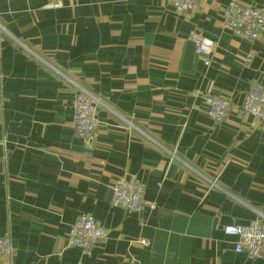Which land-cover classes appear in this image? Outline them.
Instances as JSON below:
<instances>
[{
	"label": "crops",
	"instance_id": "obj_1",
	"mask_svg": "<svg viewBox=\"0 0 264 264\" xmlns=\"http://www.w3.org/2000/svg\"><path fill=\"white\" fill-rule=\"evenodd\" d=\"M228 1L0 0V264H264L223 233L264 214V119L239 112L264 86V30L225 31ZM79 89L99 101L92 145L73 135ZM120 180L153 208L113 207ZM81 215L105 230L89 255L67 245Z\"/></svg>",
	"mask_w": 264,
	"mask_h": 264
},
{
	"label": "built area",
	"instance_id": "obj_2",
	"mask_svg": "<svg viewBox=\"0 0 264 264\" xmlns=\"http://www.w3.org/2000/svg\"><path fill=\"white\" fill-rule=\"evenodd\" d=\"M15 1V0H9ZM77 1V0H73ZM203 0H170L176 13L196 10ZM219 16L223 29L229 33L256 40L264 30V11L256 7L246 6L241 0H229ZM200 40L195 39L196 54H201L198 46ZM249 61V58H246ZM204 64L210 60L204 59ZM206 115L214 122L225 119L230 109L227 99L209 96L205 100ZM99 101L84 89H79L74 101L73 135L84 143L92 145L96 139L97 107ZM240 114L254 119H264V86L254 84L247 93ZM213 184V183H212ZM144 187L130 180H120L111 186V205L128 212L139 214L144 207L153 208V204L144 199ZM226 236L236 239L234 251L251 259L264 257V214L259 213L258 219L248 225H228L223 228ZM105 237V230L90 215H81L70 227L67 245L79 249L89 255L94 246ZM14 248L8 236L0 237V259L11 258Z\"/></svg>",
	"mask_w": 264,
	"mask_h": 264
},
{
	"label": "water",
	"instance_id": "obj_3",
	"mask_svg": "<svg viewBox=\"0 0 264 264\" xmlns=\"http://www.w3.org/2000/svg\"><path fill=\"white\" fill-rule=\"evenodd\" d=\"M192 51L194 50V48L193 49H191ZM191 50H187V52H188V59L190 58L189 57V55L191 54V53H189V51H191Z\"/></svg>",
	"mask_w": 264,
	"mask_h": 264
}]
</instances>
